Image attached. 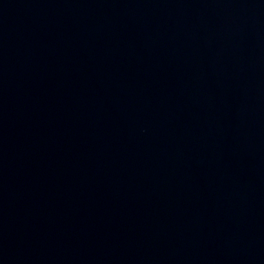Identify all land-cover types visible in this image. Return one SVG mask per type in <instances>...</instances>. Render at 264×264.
Returning <instances> with one entry per match:
<instances>
[{"label": "water", "instance_id": "1", "mask_svg": "<svg viewBox=\"0 0 264 264\" xmlns=\"http://www.w3.org/2000/svg\"><path fill=\"white\" fill-rule=\"evenodd\" d=\"M0 264H264V0H0Z\"/></svg>", "mask_w": 264, "mask_h": 264}]
</instances>
